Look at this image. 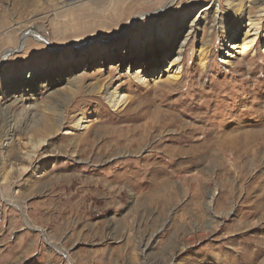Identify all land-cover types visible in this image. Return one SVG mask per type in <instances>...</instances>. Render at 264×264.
<instances>
[{
    "label": "rangeland",
    "instance_id": "rangeland-1",
    "mask_svg": "<svg viewBox=\"0 0 264 264\" xmlns=\"http://www.w3.org/2000/svg\"><path fill=\"white\" fill-rule=\"evenodd\" d=\"M23 1L0 0V264H264L263 32L255 53L231 65L223 63L220 37L229 16L242 27L235 43L247 18L263 27L264 0H244L233 16L240 0ZM65 1H82L88 12L115 5L117 29L90 38L131 24L140 45L137 27L172 25L158 41L185 44L177 88L164 81L173 51L156 71L136 74L140 61L129 71L100 66L102 47L78 52L90 68L66 85L58 64L88 39L63 26L72 11L61 12ZM203 9L199 29L179 33L181 16ZM48 62L55 83H6L9 75L22 82L29 71L38 75ZM105 88L127 102L113 110ZM150 116L174 123L144 128ZM9 117L24 128L12 140L4 135ZM30 141L45 145L23 160Z\"/></svg>",
    "mask_w": 264,
    "mask_h": 264
},
{
    "label": "bare ground",
    "instance_id": "bare-ground-1",
    "mask_svg": "<svg viewBox=\"0 0 264 264\" xmlns=\"http://www.w3.org/2000/svg\"><path fill=\"white\" fill-rule=\"evenodd\" d=\"M232 1L226 0L225 3L230 6L234 3ZM243 1L244 0H240V2L233 5L236 8L234 9L232 16L236 13V11L238 10V7L240 6V4ZM23 2H25L24 5H27V4L28 5L34 4L35 5L36 0H24ZM173 3H175V0H170V2L166 6H172ZM209 6H210V4H209ZM209 6L207 7V9L209 8ZM59 9L61 10V12H64V13H66L70 9L72 10L70 13H68L69 14L68 19H65V23L63 26L64 27H70V29L75 32V36L73 38H79V37L85 38L86 37V39H88L87 41L85 40L86 42L83 45L81 44L79 46H72L75 49H74V51H71L70 57L72 56V59H69L70 62H66V61L60 62L61 60H59L60 63L58 64V66L63 67L62 69H64V72L62 73V71H61L60 74L61 75L66 74V76L62 75V76H64L63 80L66 81V85L69 84V78H72V81H73L70 84L74 85L78 76H80L82 74V72H85L86 70H88L90 68V66L84 64V61L80 62L78 55L80 53H82L83 51H87V50H90L93 48L100 49L101 47H102L101 49H103V52H102V56H101L100 66H105L106 64H109L110 62H114V64H118L117 69L119 68V69L124 70V69H126V66H127V69L129 71V69H133L134 67L137 68L138 66L136 67V65L140 61V62H142V67L139 68V70L136 72V74H141V73L147 74L150 71V69L156 71V69L159 68L160 66H162L165 62H167V60L169 58H171V55H173V53H174L175 58H173L172 60H169L168 68L164 71L166 74V78L164 81L167 82V87H169L170 89L172 87L177 88V86L179 85L178 82H179V78L181 77V73H182L180 55L183 53V46L185 44H183L181 42L179 45H177L175 47L173 45L171 46V45H168L166 43L161 44L158 41V39L159 40L163 39V37L166 38L165 35H166L167 31L171 30L172 25L171 26L168 25V22L164 21L161 23L150 24V26L144 27V28L143 27L142 28L137 27V30H139V34H141V37L139 38L141 43H139L140 45H138L136 43L137 44L136 45L134 42L136 40L135 37L130 36V33H129V31H130L129 28H130L131 24L123 26L122 29L119 30L118 32H116V35H114V36H102V37L90 38L93 36L94 32H101L102 27H104V28L106 27L107 29H113L112 31H114V29H117V27L120 25V23L119 24L115 23V22H117L116 21V15L114 13L116 11L115 5H113L112 8H110L111 9L110 11H108L107 9L105 11H101V7H98L95 12H88L89 8L82 1H80L75 6H74V4L68 3L67 1H65V2L61 3ZM204 10L205 9H203L199 14H198V12L191 10V11L187 12L185 15L181 16V19H179V22H178V26L181 28L179 33L185 31L186 36H188L192 30V27L199 29V25L203 24L205 21L204 19L206 17L205 16L206 14L203 13ZM111 11H113V13H111ZM262 11H263V9H262ZM244 13H246V12H243L242 15H244ZM196 14H198V15L195 16ZM192 16H194V17H192ZM258 16L259 15H256V17H258ZM215 17H216V15L214 16V19H213L214 22H215ZM103 18H105V22L101 23V20ZM246 22H247V24H245V28L247 27L248 30L245 31V33H243L242 35L240 34L241 35L239 38L240 43H235L233 40V36L235 35V33L237 31H239L242 28L241 25L237 22L235 17L230 19V16H229V17L221 20L222 25L220 26L221 27L220 37H221V40L223 42L222 47L224 48V49H222L224 52L222 54L223 63L231 65V64H233V61L236 60L240 55L244 56L248 52H250V53L252 52V54L255 53L254 51L256 49V45H257V42L259 40V35H260L261 31L263 32L262 36L264 39V26L261 27L258 20H257V23L256 22L254 23V20L252 18H247ZM177 29H179V28H177ZM60 31L65 34L64 38L66 39V36H68V35L63 30H60ZM28 33H30V31ZM28 33H23V36H22L23 40L28 35ZM90 34H92V35L90 36ZM185 39H183V40H185ZM98 42H100V43H98ZM123 43H126V44L123 45ZM171 51H173V53ZM62 52H63V54H65V51L60 52L58 50L57 51L58 56L61 55L62 57H66L65 55L62 54ZM78 52H79V54H78ZM57 53H55V54H57ZM7 54L8 53H5L3 55V57H2L3 62L6 61ZM49 65H51L50 62H48V64H46V67L43 69L42 72L38 73V75H36L34 73H30V71H29V74L27 75V77L25 79L26 81H24V82H22V79L21 80L19 79L16 81V79L14 80V78L11 75H9V76L7 75L8 77L5 79L6 83H8V85L11 84V86H17V87L22 85V84H26V85H29L26 87L27 89H34L35 86H32L31 84L33 82L37 81L38 79H41V78H42V80H46V81L51 78V82L55 83L54 79H55L56 74H55V72H52V67H49ZM141 78H142L141 76L140 77L138 76V78H136V79H137V81L138 80L141 81ZM59 80H62V79H59ZM102 95H103L102 99H104L105 103H108V105L113 110H118V108L122 107L127 102L125 100V95L120 90L111 91L110 89L105 88V90L102 91ZM24 101H26V100H24ZM145 115L147 116V112L143 113V116H145ZM3 116H4V118H3L4 120L8 119L5 114ZM150 117L146 118L147 122L144 124L145 125L144 128L147 125H151V124L153 125V127H156V128H167V127H170L174 123V121L167 119V117H170V116H162V117H158V118H155V116H150ZM9 118L10 119L8 121H10V125H9L8 130L6 132H4V135H5L6 139L9 137L8 140H12V138H14L13 136H16L18 133H20L22 131L24 132V128H22V126L17 127L16 125H14V123L16 121L14 123H12L11 117H9ZM76 125L81 127V126H83V122L78 121L76 123ZM65 134H69V133H65ZM246 137H248L250 140L249 135H247ZM112 139H114V138H112ZM218 139L221 140L220 137H218ZM226 139L229 143L233 142L234 146L237 144V140L233 139V137L226 138ZM222 140H224V139H222ZM114 141H116V140H114ZM117 141H119V140L117 139ZM11 143H12V141H10V144ZM28 144L31 146V151L23 153L25 156H23L24 158L21 157V159L30 161L34 157V154H32V151L34 149L36 150L38 148H42L45 144H44V141H37V142H31L30 141ZM15 155L16 154H14V156ZM46 155H48V154H46ZM20 156H19V158H20ZM1 159H2V157H1ZM16 161H17V159H16ZM22 170H23V168H22ZM196 187H198V185ZM109 192H110V190H109ZM212 195L214 196L215 193L211 194V196ZM211 198H210V196L208 197V199H210L209 205H210L211 200H212ZM260 214H262V213H260Z\"/></svg>",
    "mask_w": 264,
    "mask_h": 264
}]
</instances>
